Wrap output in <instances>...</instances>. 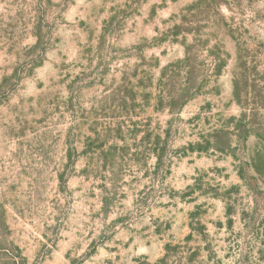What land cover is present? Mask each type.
I'll return each mask as SVG.
<instances>
[{"label": "rangeland", "instance_id": "374dc122", "mask_svg": "<svg viewBox=\"0 0 264 264\" xmlns=\"http://www.w3.org/2000/svg\"><path fill=\"white\" fill-rule=\"evenodd\" d=\"M0 264H264V0H0Z\"/></svg>", "mask_w": 264, "mask_h": 264}]
</instances>
